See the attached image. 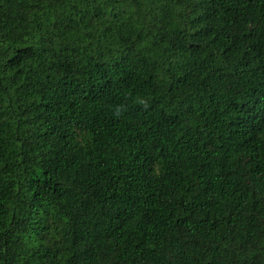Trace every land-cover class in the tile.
Returning a JSON list of instances; mask_svg holds the SVG:
<instances>
[{"label":"trees","instance_id":"trees-1","mask_svg":"<svg viewBox=\"0 0 264 264\" xmlns=\"http://www.w3.org/2000/svg\"><path fill=\"white\" fill-rule=\"evenodd\" d=\"M0 264H264V0H0Z\"/></svg>","mask_w":264,"mask_h":264},{"label":"clouds","instance_id":"clouds-1","mask_svg":"<svg viewBox=\"0 0 264 264\" xmlns=\"http://www.w3.org/2000/svg\"><path fill=\"white\" fill-rule=\"evenodd\" d=\"M138 103H140L141 105H144L145 107H147V102L144 100V99H139L138 100ZM122 107H117L116 110H115V114L118 116L121 114L122 110H121Z\"/></svg>","mask_w":264,"mask_h":264}]
</instances>
